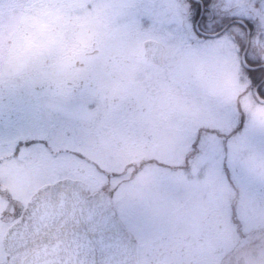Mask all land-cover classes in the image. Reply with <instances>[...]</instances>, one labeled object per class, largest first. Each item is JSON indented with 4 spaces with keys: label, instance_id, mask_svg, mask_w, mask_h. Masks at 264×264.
Here are the masks:
<instances>
[{
    "label": "rangeland",
    "instance_id": "obj_1",
    "mask_svg": "<svg viewBox=\"0 0 264 264\" xmlns=\"http://www.w3.org/2000/svg\"><path fill=\"white\" fill-rule=\"evenodd\" d=\"M105 1L107 0H101L100 4L105 6ZM13 3L14 0H0V7L2 9L13 10L10 12V15L7 14L5 17L0 31L2 29L5 35H14L12 39L15 42L13 48L20 46L31 50L33 65L36 66V68L33 67V71L36 72L38 68H43V72L35 73L36 76L33 75L29 81H23V79L19 78L18 70H20L19 67L25 65L24 60L20 61L21 66L19 64L17 66L8 64V66L5 65V67L0 68V75H4L7 79L5 81L4 77L0 78V101H2L3 95L7 96V100L9 101L8 104H3L5 111L0 110V117L4 116L2 113H10V109L13 107L11 102L20 106L17 114L12 117L4 116L2 118L3 122H0V125L5 130L1 134H6V137L9 138L11 137V139H0V142L3 143V145H0V151L3 148L12 151L15 142L21 138L20 135H32L30 134V127H33V130H39V126L36 124L39 122L43 123L40 130L45 127L42 134L49 136L50 143H54L56 146L55 148L52 146L48 148L42 147L44 152L42 154L40 142L34 143V147L29 149V153L34 151L33 154H39V170L34 171L32 166L27 167L25 165L26 169L23 173L19 174L20 172L11 168V164L7 166L5 171L0 163V178L2 177L1 171L6 172L7 178L14 180L10 181L14 192H17V187H21L25 200L42 184L57 181L62 178L61 176L68 177L67 175L75 179L87 181L97 191L103 189L102 191L108 192V189L104 185L106 183L105 178L110 177V174H113L111 172L114 170H118L117 163L127 162V155L123 154L121 149L114 147L112 144V134L108 131L105 123L108 118L106 114H103V108L106 106L104 100L105 97H112L111 95L116 92L117 86L120 83L124 86V83L130 80L136 82V86H139L140 83V86L145 88L148 87L146 81L149 78L159 77L158 74L161 73V70L152 67L141 59L143 56L144 40L154 37L165 45L167 52L165 60H167L166 62H170L168 70L170 73L168 75H171V77L169 78L173 79L177 76L187 80L193 71L194 75L206 73L203 70L204 60H200L193 54L189 57L185 55L184 59L187 60L192 57L194 59L192 60L194 69L183 65L176 68L177 65H172L175 58L181 53L182 45L187 39V33L181 26L183 20L181 10L186 8L187 13H189V2L187 0H114L112 4L107 7L105 6L103 15L99 18L92 16L85 18V13H81V10L77 11L75 15H72L75 17L72 30L78 24L83 23L85 30H88V34L86 36H79V33L76 32V41L74 43L69 40L68 42L65 41L70 51L65 48L64 43L61 45L60 30L55 25L53 19L55 16L52 18L45 16V14L42 17H38V15L33 16L35 13H38L37 9L30 16L24 14V11L21 16H18L19 11L15 10L13 6L15 4ZM96 4L100 8L97 0ZM131 4L132 7L128 9L127 6ZM138 4H142L141 8L132 10ZM204 10H201V12L203 13ZM205 17L208 20L211 19V22L209 25L207 21L203 25L198 22L202 32L208 30L207 27L214 29L213 31L219 29L218 27H224L225 29L229 25V22H234V25L228 31L226 30L221 37L210 42L203 41L202 45H206L214 53L218 49L221 50L219 51L221 59H226L236 70H238L240 62H244L247 65L245 60L249 59V57L250 59H259L264 62V0H214V5L209 8ZM66 18H70V15H66ZM186 19L189 20L188 16ZM246 22L255 23L254 26L257 29V33L252 39L248 38V33L243 29V25ZM108 23H111L110 27H113L112 32L103 35V29L104 31H108ZM17 26L20 27L18 31L15 29ZM115 30H118V32ZM98 32H101V36L98 35L97 37ZM123 42L131 43L127 47L129 55L131 54V63L128 69L132 71L127 75L119 73V76H116L115 80H113V72L118 69V63L116 62L119 54L118 50H121L124 46ZM236 46L241 51H238L234 56L232 50L236 51ZM245 48H247L246 52L244 51ZM97 51L100 54H94ZM112 51L115 53H112ZM125 51L126 49L121 50L123 53ZM14 52L21 59L22 51L16 49ZM52 54L54 56L51 57V60L47 59V56H51ZM133 57H136L140 64ZM77 64H79L78 67ZM82 64L83 66H81ZM105 71H107L106 74H104ZM227 72L230 78H238L239 82L242 83L239 85H243L246 78L242 73L238 71V74H233V71L228 70ZM97 82L103 86L101 89L97 87ZM132 85V88L135 89V85ZM3 87H6L5 91H1V89H4ZM214 87L212 86L213 93L218 96L214 91ZM77 89H80V91L77 92L78 96L76 98ZM140 93H143L142 89ZM123 97L127 98L125 94ZM150 97L152 98V94H150ZM250 113L252 131L249 129L247 135L249 138L253 137V140L259 141L262 138V134L264 135V128L259 127V125L264 123V108L254 105ZM250 113H248L247 118ZM92 121H94L93 125L96 127L94 129L91 128V125L89 126ZM156 127L157 123H155L154 129ZM148 130L146 129L144 132ZM179 134L181 135V133ZM82 136L83 140H80ZM139 140L144 141L143 139ZM81 141H88L91 146L84 153L85 156L83 155L78 158L73 156L72 150ZM137 141L138 137H136L134 142L136 143ZM259 143L262 147H259V144H257L247 148L246 145L242 144L236 152L232 150V147L229 150L227 149V152L225 146L222 143H218L207 148L209 151L206 155L195 156L189 168L185 171V175L182 176L184 171L178 173L180 177L179 181H183V195H180L181 199L176 204L179 210L175 213V209H171L172 214L168 218L164 216L161 218V214L163 213L161 211H163L168 199L154 200L152 207L154 197L145 188L144 182L147 179L143 178L144 175L150 176L151 172L143 170V173L136 174L133 190L125 196V200L119 208L121 217L118 215V218L128 232L134 236V228L137 227L136 224L138 223H141L140 229L144 228V230L145 228L157 227L156 231L149 230L146 232L147 236L144 241L165 237L168 242L171 240V243L184 245L183 241L186 239L187 234H193L196 243L199 241L205 242L202 248L206 256H204V263L264 264V222L256 221V217H254V220L246 218L244 226H238L244 227L242 231H246L247 238L242 246H236L233 249L231 245L224 246L225 242H228L231 238V218H229L228 222V231L224 229L225 227L220 226L222 228L221 231L227 232L228 238L223 235L218 236L215 233V236L212 235L211 240L204 231V227L208 224L210 226H218V222L214 217L202 220L204 213L208 214V207L212 205L211 209L216 208V205L212 204L209 198L213 194V187L221 185V187L226 188L227 173L223 169L221 162L226 152L227 161L234 163L230 165V168L235 173L238 170L237 164L242 162V159L246 161L247 157L249 158L246 161L247 166L253 170L256 164L255 159L258 162L260 156H264V144L262 141ZM44 145L48 144L44 143ZM179 148L178 144L172 143L169 146L168 152H166L174 156L175 161L173 164L171 163L174 168L181 162V156L177 153L179 152ZM38 149L39 151H37ZM185 149H181L182 152ZM187 149L190 148L188 147ZM73 153L76 152L73 151ZM135 153L133 152L132 154ZM45 154L46 157L44 156ZM72 167L75 168L71 169ZM101 169L104 170L102 171L103 173L100 171ZM169 171L167 172L168 176L171 174ZM127 172H123V174L125 173L124 175L127 176ZM162 172L163 169H157L153 172V175H161ZM233 176L236 175L232 174ZM227 177L229 178V176ZM236 177L240 178V176ZM135 179L137 182H135ZM241 180L245 184L242 178ZM171 183V180H169L168 184L162 186L168 188L171 186ZM172 184H177V182H173ZM253 189L257 190V188ZM197 191H200V194ZM157 192L160 193L159 188ZM18 195L22 196L21 194ZM259 195H261V202H264V196H262L261 192H259ZM260 198L257 199L258 202ZM254 199L256 200V197ZM222 200L225 199L222 198ZM149 207H151V210ZM153 210L157 212V215L152 214L151 211ZM181 210L187 213V215L182 213L186 221L178 220V213ZM225 220L226 217L221 216L219 223H223ZM148 224H151L150 227L146 226ZM254 229L257 230L253 231ZM231 240L232 244L236 245L239 236L236 235ZM150 245L156 251L153 243H150ZM193 245L195 244L186 243L183 247L185 250L183 253L184 257L181 255L182 247L180 248V246L179 252H177L175 247L174 253L166 249L162 251V254H170L173 258L175 257L174 260L179 256V261H172V263L184 264V261L191 254L192 249L190 248L191 246L193 248ZM225 248L228 249L226 253L225 250L223 251ZM142 251H147L146 245ZM166 259L171 261L168 256L164 258L159 256L156 258L155 264H160Z\"/></svg>",
    "mask_w": 264,
    "mask_h": 264
},
{
    "label": "trees",
    "instance_id": "obj_2",
    "mask_svg": "<svg viewBox=\"0 0 264 264\" xmlns=\"http://www.w3.org/2000/svg\"><path fill=\"white\" fill-rule=\"evenodd\" d=\"M187 1L190 4L189 13H187L186 8L182 9V18H186L187 15L188 18L192 19V16L197 14L199 16L198 21L201 23V25H203L205 21L209 22V25L211 19H206L205 14L209 8L214 5V0ZM13 4H15L13 5L15 10L19 11L18 16H21L23 11L24 14L30 16L36 9L38 10V13H35L33 16L38 15V17H42L44 14L45 16H50L51 18L55 16L53 19L55 21V25L60 30L59 33L61 37V45L64 43L65 48L69 51L70 48L67 47L65 41L68 42L69 40L70 42L74 43L76 41V32L79 33V36H86L88 34V30H85L83 23L78 24L74 30H72V24L75 22V17L72 15H75L76 12L80 10L81 13H85V18L89 16L99 18L103 15L102 5L99 2L100 8L97 7L96 0H14ZM105 6H107V1H105ZM61 9L62 11H60ZM203 9L205 10L202 13L201 10ZM12 11H9V9H0V28L2 27V22L5 21L7 14L10 15V12ZM66 15H70V18H66ZM228 24L229 25L225 29L224 27H218L219 29L215 31H213L214 29H209V27H207L208 30L205 31L206 35L200 34L201 38L198 40L192 41L186 39L182 45L181 53L178 54L177 58H175L172 64L177 65L176 68H178L180 65H183L194 69V63L192 62L194 59L192 57L188 58L187 60L184 59L185 55L189 57L193 54L196 55L200 60H204L203 70H205V74H200L201 76L198 74L194 75L193 71L191 72L190 78L187 80L183 77L181 78L177 76L171 79L169 78L171 75H168L170 73V71H168L170 62H165V64L160 69L161 73L158 74L159 77L155 76L154 78H149L146 81L148 87L142 88L140 83L139 86H136L137 83L135 82V89H133V81L129 80L128 82H123L125 86H119L116 89V92L112 94L114 98H121L125 94L127 98L137 97L144 99L145 97L151 98L150 94H152L151 99L154 102V104L151 106V111L147 112L144 110H136L132 111L130 117H126L129 119L127 125L131 123V126H134L136 129L134 130L135 134L131 138H128L124 134H119L112 142L120 148L129 149L128 152H123V154L127 155V162L117 163L116 166L118 170H114L111 172L113 174H110V177L105 178L106 183H104V185L108 186L109 189H113L114 191L112 202L116 210H119L121 204L125 200L127 193L133 190L135 184L134 178H136L135 175L141 172L143 173V170H145L151 172L150 176L148 175L147 177L144 175L143 178L147 179V181L144 182L145 188L154 197L152 200V207L154 200L160 201L168 199L163 211H161L163 212V215L161 214V218H163V216L168 218L169 215L172 214L171 209L174 208L175 213L179 210V207H176V204L180 201V197L183 195V181H179L180 177L178 173H182L184 171L182 176L185 175V171H187L195 156L206 155L209 151L207 148L218 143H222L223 146H225L226 151L232 147V150H235V152L242 144L246 145L247 148L257 144H259V147H262L260 146V141H262L264 144L263 134L262 136L260 134L262 138L259 141L253 140V137L249 138L247 135L249 129L251 130L252 126L250 122V112L252 107L254 105H259L264 108V103L257 99L255 95V87L254 85H249V80L257 79L261 66H264V62L259 59L253 60L249 57V59H247L248 66L240 62L239 68L236 70L226 59H221V54L219 52L221 50L218 49L214 53L213 51H210L206 45H202L203 41L210 42L221 37L224 32H226V30L228 31L230 27L234 25V22H229ZM254 25L255 23L253 24L252 22H246L243 25L244 31L246 33L247 31L249 32V37L251 39L257 33V29H255ZM19 28L20 27L18 26L15 27L16 31H18ZM112 29L113 27H110L109 25L107 28L108 31H104L103 29L102 34H108L112 32ZM115 31L118 32V30ZM100 33H97V37L98 35L101 36ZM214 34L218 35L211 36ZM13 36L14 35L12 34L5 35L2 29L0 31V68L5 67V65L8 66V64L17 66V64L20 65L21 60H24L25 65L19 67L20 70H18L19 78L23 79V81H29L32 79L33 75L36 76L37 73H42L43 68H38L36 72L33 71V67L36 68V66L33 65L32 51L20 46L13 48V45L15 44V42L12 41ZM128 44L131 43L123 42L124 46L121 50L126 49L125 53L121 52V50H118L120 54L119 55L117 53L118 58L116 62L118 63V69L117 71L113 72L114 77L119 76V73L121 75H127L132 71L128 69L131 63V54L129 55L127 47ZM16 49H20L22 51L21 59H19L14 52ZM235 50L236 51L232 50L234 56L236 53H238V51H241V49L239 50L238 46H236ZM112 53L115 52L112 51ZM52 56H54V54L47 56V59L51 60ZM133 58L138 64H140L136 57ZM227 70L233 71V74H238V71L242 73L246 78V80L243 82V85H239L242 83L239 82L238 78H230ZM104 74H106V71ZM3 77L5 78V81H7L4 75H0V78ZM114 77L113 80H115ZM212 86H215L214 91L218 94V96L213 93ZM3 88L4 89H1V91H5L6 87ZM141 89L143 90V93H140ZM3 96L4 97L2 98V101H0V110L5 111V109H3V104H8L9 101L7 100V96ZM11 104L13 107L10 109V113H2L6 117H12L13 115L17 114L20 109V106L17 104L12 102ZM248 113H250V115L247 118ZM4 116H2V118ZM2 118L0 117V122H3ZM120 123L121 122L119 121L118 124ZM155 123H157L156 129H154ZM36 124L39 126V130H33L34 128L30 127V134L37 135L39 139V137L45 136L42 134V131L45 130V127L40 130L43 123L41 124L39 122ZM259 127L264 128V123L259 125ZM145 129H149V133H139L140 130ZM1 132H5L2 125H0V139H11V137H6V134H1ZM179 133H181V135ZM138 134L142 136H139ZM23 136H26V134ZM47 137L48 141L46 144L48 145H44V142L39 139L40 150L42 154L44 153L42 147L48 148L49 146H52L55 148L56 146L54 143H50L51 140L49 139V136ZM136 137H138V141L135 143L134 140ZM36 139L37 138H35V140ZM139 139H143L144 141ZM193 140L196 142L195 146H192ZM172 143L178 144L180 146L179 152H177L181 156V162L178 163L180 166L177 165L178 168H174L172 166L175 161L174 156L171 155V153H166L168 152L169 146ZM0 144L3 145L1 142ZM14 146L18 148L17 144H14ZM188 147L190 149H187ZM183 148L186 149L182 152L181 149ZM73 151L76 153H73ZM86 152L87 149L83 148L81 142H79L78 146L75 145V148L72 150L73 156L78 158L82 157ZM133 152L136 153L132 154ZM226 154L221 161L223 164V169H225L227 173L226 178L228 180L226 188L221 187V185L213 187V194L209 198L211 199L210 202L216 205V208L211 209V205V207H208V214L204 213V215H207V217H214L218 222V226H210V224H208L204 227V229L210 240L212 235L215 236V233H217L218 236L223 235L224 237L228 238L227 232L221 231L222 228L220 226L226 227V231H228V222L229 218H231V238L228 242H225L224 246L233 245L231 239L238 235L239 240L235 245L236 247L242 246L247 238L246 231H242L244 229L243 224L245 223L246 218L248 220H254V217H256V221L264 222V202H261V195H259V192H261L262 196H264V156H260L258 162L255 159L256 164L254 165L253 170L249 169L247 166L246 161L249 158L247 157L246 161L242 159V162L237 164L238 170L235 173L230 168V165L234 163L227 161ZM44 156L46 157V154ZM74 168L75 167H72L71 169ZM103 169L100 171H104ZM157 169H163L161 175H153V172H155ZM168 171L171 173L169 176L167 175ZM123 172H127V176H125V173L123 174ZM232 174L240 176V178L236 176L232 177ZM227 176H229V178ZM241 178L245 184L242 182ZM248 179L250 180L248 181ZM169 180H171L172 183L177 182V184L171 183V186L168 187L169 189L164 188L162 185L168 184ZM135 182H137L136 179ZM158 188L160 189V193L157 192ZM253 188H257V190L255 191ZM197 192L200 194V191ZM254 197H256V200ZM222 198L225 200H222ZM258 198H260L259 202L257 200ZM223 203L225 204L224 206ZM150 208L151 207H149V209ZM151 212L152 214L157 215V212L154 210ZM182 213L187 215V213H185L183 210L179 211L178 220L186 221ZM221 216L226 217V220L223 223H219ZM136 225L137 227L134 228L135 236L139 239L140 243L144 244L145 246L150 240L148 239L147 241H144L147 236L146 232L149 230L156 231L157 227L145 228L144 230V228L140 229L141 223ZM150 225L151 224H148L146 226L150 227ZM238 225L243 226L239 227ZM186 240L189 242L193 241L194 239L188 236L187 239H184L183 244L188 243ZM169 241L170 242H167L168 246L176 245V243H171V240ZM162 242L166 243L165 239ZM200 243L205 244V242L202 241H200ZM201 244L199 247L200 249H202ZM163 245L159 250H157L158 257L161 256L162 251L165 250L163 249ZM202 247H204V245H202ZM235 247H233V249ZM224 250L225 253L228 251L227 248L223 249V251ZM140 264H142V260L140 261ZM144 264H152V261L145 260Z\"/></svg>",
    "mask_w": 264,
    "mask_h": 264
},
{
    "label": "water",
    "instance_id": "obj_3",
    "mask_svg": "<svg viewBox=\"0 0 264 264\" xmlns=\"http://www.w3.org/2000/svg\"><path fill=\"white\" fill-rule=\"evenodd\" d=\"M182 26L191 39L190 23ZM144 57L163 64L164 47L144 42ZM81 180L42 185L5 235L9 264H138V242L121 227L105 193H87Z\"/></svg>",
    "mask_w": 264,
    "mask_h": 264
},
{
    "label": "flooded vegetation",
    "instance_id": "obj_4",
    "mask_svg": "<svg viewBox=\"0 0 264 264\" xmlns=\"http://www.w3.org/2000/svg\"><path fill=\"white\" fill-rule=\"evenodd\" d=\"M97 54L100 53L98 52ZM104 101L106 103V106L103 108V114H106L108 118L105 121V123H106V127L108 128V131H110V133L112 134L113 140L119 134H124L128 138H131L134 135V130L136 129L134 126H131L132 125L131 123L127 125L129 119L126 117L128 116L130 117L132 111H136V110L150 111L152 108L151 106L154 104L151 98L144 99L137 97L114 98V96H112V97H105ZM119 121L121 122L120 124H118ZM93 123L94 121H92L89 124V126L91 125L92 129L96 128L93 125ZM23 135L24 134H22L21 138L19 139L21 145H23L25 141H31V143L27 146L20 147L22 148V151L21 149L18 150L16 148L14 152L4 148L1 149L0 163L2 168L5 169V171L9 164H11L12 166L11 168L16 169L18 172H20L19 174L23 173V171L26 169L25 165L27 167L32 166L34 171L39 170L40 167L39 154H33L34 151L29 153V149L34 147V143L39 142L38 136L27 135V134L26 136ZM35 138L37 139L35 140ZM82 146L84 149H88L90 147L88 144H83V143ZM114 146L119 147L116 144H114ZM121 150L122 152H128L129 149L122 148ZM37 151H39V149ZM1 173H2V177L0 178V264H8V257L4 244L5 235L9 227L21 215L26 205V202L30 196L25 200L23 189L21 187H17L16 188L17 192L15 193L14 188L10 184V181L12 182L14 180H12V178H7L6 172L4 173L3 171H1ZM17 183H19V181H17ZM94 190L95 188H93L92 191ZM18 194H21L22 196H19Z\"/></svg>",
    "mask_w": 264,
    "mask_h": 264
},
{
    "label": "snow or ice",
    "instance_id": "obj_5",
    "mask_svg": "<svg viewBox=\"0 0 264 264\" xmlns=\"http://www.w3.org/2000/svg\"><path fill=\"white\" fill-rule=\"evenodd\" d=\"M198 20H199V16L197 14H194L192 16V19L190 21V27L193 26V25H197L198 23ZM193 35H195V30L193 28ZM245 63L247 64L248 61L247 59L245 60ZM255 70V69H253ZM249 85H254L255 87V90H256V97L257 99H259L260 101L264 102V66H261V69H260V72L258 74V77L257 79L255 80H252L250 79L249 80ZM39 139L46 143L48 141V137L47 136H41L39 137ZM31 143V141H25L23 145H21V142L18 140L17 141V147H23V146H27ZM195 140L192 141V146H195Z\"/></svg>",
    "mask_w": 264,
    "mask_h": 264
}]
</instances>
